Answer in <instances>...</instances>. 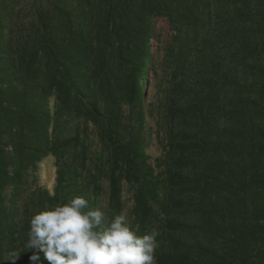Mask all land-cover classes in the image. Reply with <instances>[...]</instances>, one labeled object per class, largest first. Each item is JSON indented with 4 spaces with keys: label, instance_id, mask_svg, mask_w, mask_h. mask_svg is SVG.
Masks as SVG:
<instances>
[{
    "label": "rangeland",
    "instance_id": "1",
    "mask_svg": "<svg viewBox=\"0 0 264 264\" xmlns=\"http://www.w3.org/2000/svg\"><path fill=\"white\" fill-rule=\"evenodd\" d=\"M200 1L203 7L200 9L202 16L199 22L194 30H185L183 34L186 39L183 50L186 59L178 78H172L175 66L172 56L177 51L173 42L176 30L166 17L152 19L150 63L144 84L145 152L147 162L154 168V176L159 181L166 180L168 170H176L174 160L178 146L182 143L179 139L171 140L172 136L178 132L185 136L189 134L190 138L186 140L191 146L190 151L193 148L196 152L197 148L198 152L189 158L191 165L184 170V174L197 177L196 180L201 185H196L195 181L189 183L186 186L188 191L179 194L180 188L165 187L161 183L164 188L160 189V194L163 199L166 198V203L158 209L159 219L172 216L185 224L183 231L176 235L187 243H194L193 240L204 237V260L216 257L217 251H227L226 246L231 244L230 240L233 241L234 236L229 231H234L239 243L236 249L241 253L246 250L248 260V251L251 252V257L256 258L264 250V0ZM104 2L105 0H0V16L12 13L17 34H21L30 32L38 23V15L49 7L53 20L65 26L66 32L72 30L69 28L70 20L74 29L88 32L94 26L90 18L96 19L99 14H104ZM147 10L146 8L145 12ZM8 21H5L4 34L0 32V50L3 54L4 42L8 37ZM1 64L0 61V70ZM204 66H209V71L212 70L211 73L215 76L219 97L213 107L204 101L199 110L193 111L182 121L178 114L175 115L177 105L170 107L166 97L170 93V98H175L178 103L188 95V85L196 84L200 73L205 78V68L202 72ZM1 78L2 75L0 85L7 87V81ZM182 80L184 86L180 83ZM202 81L205 82L203 79ZM191 89L190 98H193L196 91L194 85H191ZM35 94L42 99V108L50 112L48 132L53 141L59 143L78 136L85 143L86 158L82 156V144H78L76 147L69 146L61 157L50 153L29 163L22 169L19 181L6 190V204L10 205L16 194V207L22 206L30 213L34 210V205L39 204L41 194L46 197L55 194L60 171L63 170L66 178L63 192L70 191V198L77 195L89 197V206L101 207L105 220L110 221V181L106 174L98 173L95 164L98 157L107 159L110 153L111 144L105 139L102 125L62 114L53 93L49 92L44 96L37 91ZM37 100L35 97L28 104L32 103L34 109H40L41 105ZM131 110L129 105L124 104L120 111L121 119L123 125L127 124L128 129L132 128L135 132L139 117L137 123V116ZM179 121L181 122L178 123ZM128 129L123 130L126 135ZM209 131L213 133L209 135ZM4 141L8 143L7 152L14 156L12 140L7 135ZM212 171L221 174L219 180L226 181V178H230L239 182L245 177L241 188L240 183L233 186L235 191L232 199H228L226 192L220 191L221 195L215 196L213 208L210 207V200L206 199L207 203H201L198 196V191H201L208 180L207 172ZM253 173L256 175L254 178L251 176ZM249 176L252 178L249 179ZM247 179L250 184L255 180V184L249 186L245 181ZM214 180L213 185L218 190L227 187L222 181L216 183V179ZM122 184L121 214L127 217L129 224L135 204L136 184L125 180ZM256 186L260 188L256 190ZM243 191L247 193H241ZM254 204L259 206L257 214L262 218L263 224L262 228H258V225L256 229L253 227V230L262 234L263 240L259 243L255 242V236H248V224H253L249 217L255 216L252 211L248 213V206ZM206 219L213 224L216 222L215 239L205 234L204 229H209ZM155 227L159 231L158 222ZM242 230L244 236L240 240L239 233ZM245 245L247 248H241ZM16 256L20 258V255ZM237 259H241V256H235L229 262L236 264Z\"/></svg>",
    "mask_w": 264,
    "mask_h": 264
},
{
    "label": "trees",
    "instance_id": "2",
    "mask_svg": "<svg viewBox=\"0 0 264 264\" xmlns=\"http://www.w3.org/2000/svg\"><path fill=\"white\" fill-rule=\"evenodd\" d=\"M103 5L104 14H99L96 19L90 18L94 26L88 32L74 29L71 20L69 28L72 30L66 32L65 26L53 20L49 7L43 14L38 15V23L30 32L21 34H17L12 13L0 16L1 34H4L6 19L9 20L6 24L9 29L4 42V54L0 50L1 80L8 83L7 87L0 85V264H30L29 256L32 250H29L26 244L31 214L47 203L67 202L71 195L70 191L63 192V182L66 178L65 172L61 170L55 194L49 197L41 194L39 204H35L30 213L22 206L16 207V194L11 204L7 205L6 190L19 181L22 169L50 153L61 157L69 146L76 147L78 144H82V156L86 158L85 143L78 136L59 143L53 141L48 132L51 124L50 112L42 108V99L35 94L37 91L44 96L46 93H53L62 114L102 125L105 139L111 144L110 153L107 159L98 157L95 164L98 173L106 174L110 181L111 219L115 215H121L123 210V180L135 183V204L129 226L142 236L158 222L160 228L155 264H231L229 259H234L235 256L237 258L238 255L241 259H237L236 264H264V250L259 252L256 258L251 257V252L248 251L250 258L246 260V250L241 253L242 251L236 249L239 243L236 241L238 235L234 231H229L234 236L233 241L230 240L231 244L226 246L227 251L219 253L215 249L216 257L204 260V237L193 240L194 243H187L176 235L183 231L185 224L172 216L160 220L158 215V209L166 203V198L163 199L160 194V189L164 188L161 183L165 187L180 188L179 194L188 191L186 186L189 183L195 181L196 185L201 184L196 180L197 177L184 174V170L191 165L189 158L198 152L197 148L196 152L193 148L190 151L191 146L186 140L190 138L189 134L185 136L184 133L178 132L172 136L171 140L179 139L182 143L178 146L174 160L176 170L172 171L170 168L166 180H157L154 168L147 162L143 107L144 84L150 63V39L153 34L152 19L166 17L176 30L173 42L177 51L172 56L175 65L172 78H178L186 59L183 51L186 39L183 34L185 30H194L199 22L202 16L200 9L203 7L201 1L105 0ZM204 68L205 78L200 73L196 84L188 85L189 94L178 103L175 98H170V93L166 97L170 107L177 105L175 115L178 114L182 121L193 111L199 110L204 101L213 107L219 97L212 70L209 71V66H204L202 72ZM180 83L185 85L184 80ZM191 85L196 89L193 98H190L194 89H191ZM35 97L41 105L40 109H34L32 103L28 104ZM124 104L129 105L131 113L137 116V123L139 117L135 132L132 128V131L128 129L127 124L123 125L120 111ZM124 129H128V135L123 132ZM212 133L209 131V135ZM7 135L14 144V156L7 152L8 143L4 141ZM207 174L210 181L207 180L201 191H198V196L201 203H207L206 199L210 200L212 208L215 196L221 195L220 191L226 192L228 199H232L235 191L233 186L240 183L241 188L245 179L244 177L236 182L226 178L225 181L218 179L221 176L219 172L212 171ZM254 174H251L253 178L256 176ZM214 175H217L216 178H213ZM252 177L249 176V179ZM214 179L216 183L222 181L227 187L218 190L213 185ZM245 181L249 186L255 184V180L252 184L248 179ZM255 188L258 190L260 187ZM85 198L89 201V197ZM258 209L257 204L248 206V213L252 211L251 213L255 214L254 217H249L253 224H248V236H255V242L259 243L263 240L262 234L253 230V227L256 229L258 225V228H262L263 225L262 218L257 214ZM206 223L209 224V229H204L205 234L214 238L217 233L216 222L213 224L206 219ZM243 236L242 230V233H239L240 240ZM230 246L232 247L229 248ZM241 248L245 249L247 245ZM16 255H20V258ZM40 257L41 264H48L43 253Z\"/></svg>",
    "mask_w": 264,
    "mask_h": 264
},
{
    "label": "clouds",
    "instance_id": "3",
    "mask_svg": "<svg viewBox=\"0 0 264 264\" xmlns=\"http://www.w3.org/2000/svg\"><path fill=\"white\" fill-rule=\"evenodd\" d=\"M28 223L30 264H41V253L48 264H155L157 227L138 235L125 215L106 221L102 208L80 195L43 205Z\"/></svg>",
    "mask_w": 264,
    "mask_h": 264
}]
</instances>
